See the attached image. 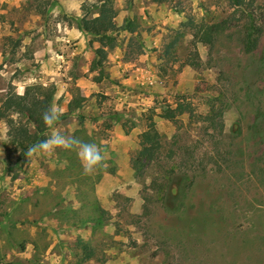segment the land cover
I'll return each instance as SVG.
<instances>
[{"label":"rangeland","instance_id":"374dc122","mask_svg":"<svg viewBox=\"0 0 264 264\" xmlns=\"http://www.w3.org/2000/svg\"><path fill=\"white\" fill-rule=\"evenodd\" d=\"M100 1L69 0L59 11L57 0H0V100L30 85L54 87L50 105L62 113L55 130L96 143L105 156V166L85 175L75 151L19 155L5 147L0 122V264H76L77 241L93 246L81 264H264L262 1L252 5L261 33L251 53L240 49L238 22L212 50L193 37L232 12L228 0H110L116 26L136 25L112 43L76 22ZM76 93L86 98L85 119L66 114ZM211 98L223 108L215 137L197 118ZM167 106L181 113L158 117ZM147 118L164 144L178 140L175 165L202 162L194 188L174 179L186 193L175 206H142L155 169L137 173L132 161L143 162L138 138ZM52 131L46 126L39 138ZM224 144L230 159L211 172L206 154ZM11 228L16 248L4 240Z\"/></svg>","mask_w":264,"mask_h":264},{"label":"trees","instance_id":"16d2710c","mask_svg":"<svg viewBox=\"0 0 264 264\" xmlns=\"http://www.w3.org/2000/svg\"><path fill=\"white\" fill-rule=\"evenodd\" d=\"M228 1L230 7L233 9L232 12L214 23L201 24L198 26L193 37L204 41L209 46V49L212 50L218 37L238 22L239 24L237 25L241 27V29L239 28L240 49L243 53H251L256 48L261 33V28L258 24V15H261V12L257 13L255 11L256 7L252 6L255 0ZM261 1L264 6V0ZM114 14L115 12L110 0H101L96 5L85 8L80 18L76 19V22L82 32L100 37L107 40L108 43H112L114 40L113 34L118 32L132 34L136 29L134 21L129 19L125 20L121 26H116L113 22ZM96 52L104 55L102 48L97 49ZM186 65L196 67L197 62H187ZM218 73H222V70H219ZM54 93V87L45 88L41 85H30L24 88L22 94L7 92L1 98L0 122H3L7 127V142L4 143L5 147L12 146L14 151L18 150L19 155H23L26 154L30 146L43 140L39 136L43 134L46 125L41 118V114L50 106ZM85 101L86 98L80 95V93L74 94L73 98L67 103L66 114L74 115L79 119H85L87 116L84 112ZM212 102H214V98H211L209 101L208 111L203 115L199 114L197 118L202 123L201 128L206 130L210 137H215L223 133V108H214ZM180 111L181 109L169 108L167 106L166 108H162L157 116L172 120L174 115L181 113ZM146 121V129L139 134L138 138V144L141 148L139 157L143 162L141 163L140 159L132 161V166L137 173L142 174L143 168L148 167V165L155 169L154 173L156 176L151 179L153 186L142 197L143 209L146 210L151 201H157L162 207H167L168 205L175 206L177 204L175 202L182 201L186 197V193L180 194L175 190L179 186L174 179L180 177L183 180H188L190 187L195 186L197 169L200 168L195 163L199 162L201 164L202 162L193 156L186 160L185 166L175 165L173 158L176 154L175 152H177L176 150L180 149L178 146L175 147L178 140H174L171 145L164 144L151 118H147ZM177 154L179 155V153ZM229 154V147L225 144L222 145V148L216 147L214 152H207L206 155L214 159L213 164L209 166L210 171L223 170L225 167L221 168L222 162H226V158L230 159ZM177 167H184L186 170H178ZM205 168L206 166L202 169L205 171ZM77 243L81 244L83 254L82 257L77 259L76 264H81V262L92 256L93 246L90 243L83 244L81 241H77ZM21 247L23 248V245Z\"/></svg>","mask_w":264,"mask_h":264},{"label":"clouds","instance_id":"9594fccd","mask_svg":"<svg viewBox=\"0 0 264 264\" xmlns=\"http://www.w3.org/2000/svg\"><path fill=\"white\" fill-rule=\"evenodd\" d=\"M61 115V110L55 105H50L43 111L41 118L44 124L52 128L53 131L47 139L30 146L26 153L27 157L39 154H51L56 149H64L76 152L85 175H90L98 168L105 166V156L100 146L96 143L55 130V126L60 120Z\"/></svg>","mask_w":264,"mask_h":264},{"label":"crops","instance_id":"0c3cea01","mask_svg":"<svg viewBox=\"0 0 264 264\" xmlns=\"http://www.w3.org/2000/svg\"><path fill=\"white\" fill-rule=\"evenodd\" d=\"M58 2H59V4H60V8H62L61 10H60V8H58L59 9V11H65V9H66V5H67V2L69 1V0H57ZM146 11V10H145ZM77 15H79V14H77ZM60 27V26H59ZM81 31V30H80ZM82 32V31H81ZM1 178H2V174L0 173V180H1ZM14 230H16V228H11L9 231H8V234L5 236V242L7 243V245L8 246H10V248H13V247H15V244H14V242L16 241V240H14V238H13V235H9V233H11L12 231H14ZM16 232V231H15ZM16 248V247H15ZM25 248V247H24ZM20 250L22 251V250H24L22 247L20 248Z\"/></svg>","mask_w":264,"mask_h":264}]
</instances>
